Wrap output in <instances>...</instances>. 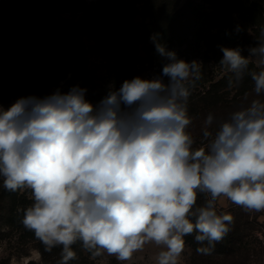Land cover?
<instances>
[{
	"label": "clouds",
	"instance_id": "clouds-1",
	"mask_svg": "<svg viewBox=\"0 0 264 264\" xmlns=\"http://www.w3.org/2000/svg\"><path fill=\"white\" fill-rule=\"evenodd\" d=\"M167 63L162 76L135 77L109 88L96 105L73 86L0 107V178L4 189L27 190L32 203L22 224L47 251L62 247L59 264L75 259L82 242L92 257L124 262L148 243L162 246L157 264H178L184 237L210 252L231 230V214H217L227 198L248 212L264 211V102L254 99L218 123L204 121V147L188 128L190 89L201 63L179 59L152 37ZM249 56L222 47L220 64L239 82L249 74L264 94V27ZM163 77H168L165 83ZM230 86L232 81L229 82ZM205 204L196 206L198 195Z\"/></svg>",
	"mask_w": 264,
	"mask_h": 264
},
{
	"label": "trees",
	"instance_id": "trees-1",
	"mask_svg": "<svg viewBox=\"0 0 264 264\" xmlns=\"http://www.w3.org/2000/svg\"><path fill=\"white\" fill-rule=\"evenodd\" d=\"M110 1L118 2V0ZM201 1L220 11L236 0ZM120 4L125 13L122 20V30L125 35L116 43L117 47L111 53L113 61L101 75L78 73L71 66L69 67L70 63L60 62L59 60L63 58V55H58L61 52L60 35H2L0 33V104L7 103L12 98H18V94L27 83L35 82L36 95L45 94L46 90L53 86V93L57 90L67 93L71 87L78 85L87 89L86 100L96 105L107 95L110 86L119 89L125 80L141 77L142 72L139 66L144 61L152 63L154 58H160L155 44L148 43L153 36L172 51L175 42L184 43V38L180 35L184 21L198 26L208 16L197 4L184 5L174 13L169 11L164 0H130L122 1ZM137 4H141V7ZM138 14L142 18L141 23L135 20ZM236 39L237 35L232 29L224 27L210 37L205 46L208 49H221L229 43V48L235 49L243 43ZM196 41L199 40L196 38ZM141 43L147 44L149 58L139 55ZM41 44L46 45L49 49L48 53L39 52L37 46ZM253 70L259 69L254 64H250L239 82H236L234 74L230 72L216 81L212 79L204 81L201 77L195 82L190 89L191 95L188 100V113L191 118L188 131L194 139V149L204 147L207 143L203 139L204 126L200 127L203 119L209 113L213 114L219 110L222 112L220 121L226 120L231 108L241 102L242 99L238 96L246 95L253 89V81L249 74ZM68 72L71 73V77L61 85L60 82L66 78ZM230 81L233 82L232 85L236 84L239 90L238 96L232 98L231 102L226 101V96L222 93L230 86ZM164 82L167 83L168 80ZM206 82L209 84L199 91L198 87L206 85ZM217 127L216 122L208 130L214 133ZM31 203L27 190L8 191L4 189L3 179L0 178V221L36 240V246L44 264H59L62 259V247H54L51 251H47L45 245L35 237L34 232L29 231L22 224L23 209ZM204 204L205 196L199 194L196 206ZM216 211L217 214L226 213L233 216L231 230L207 253L197 251L198 248L206 245L196 243L194 234L185 236V244L192 250L190 264H252L251 256L253 255L264 262V233L261 234L260 229L252 225L251 212L245 211L240 206L224 210L218 207L217 203ZM72 250L76 256L68 264H100L99 261L103 255L102 253L93 258L90 252L83 249L82 242L79 241L72 245ZM27 264H34V262L29 261ZM107 264L124 263L118 261L115 256H111Z\"/></svg>",
	"mask_w": 264,
	"mask_h": 264
},
{
	"label": "rangeland",
	"instance_id": "rangeland-1",
	"mask_svg": "<svg viewBox=\"0 0 264 264\" xmlns=\"http://www.w3.org/2000/svg\"><path fill=\"white\" fill-rule=\"evenodd\" d=\"M122 1L110 0H0V33L2 35H60L61 52L63 55L60 62L70 63L78 73H93L101 75L106 68L111 65L113 57L111 53L115 51L116 43L124 34L122 30V20L125 13L121 9ZM170 12H176L184 5L197 4L198 7L207 13L206 20L194 25L184 21L180 30V35L184 38V43L175 42L172 47L179 59L187 62L193 60L201 63V77L204 81L218 80L229 72L219 63L223 58L221 49H208L205 46L207 40L216 35L222 28L228 27L237 35V41L243 43L239 46L241 55L249 56V49L259 44L260 29L264 27V0H236L227 5L223 10L213 9L210 4L201 0H164ZM141 7V4H137ZM138 23L142 22L141 16L135 17ZM196 35V36H195ZM199 40L198 42L196 41ZM148 43L152 44L150 39ZM147 44L141 43L139 55L149 58L147 55ZM224 47H230L226 43ZM37 49L41 53H48L46 45H38ZM63 49V50H62ZM160 57V56H159ZM143 63V61H141ZM167 61L160 57L154 58L153 62L144 61L139 68L141 77L151 80L162 76V69ZM71 77L68 72L61 85ZM164 81L168 77H163ZM198 87L203 90L204 86ZM254 88V82H253ZM54 86L48 88L45 94L36 95V83H27L18 98H12L9 102L0 104L3 109H8L18 99L35 96L44 98L52 95ZM226 96V101H232L239 90L234 84L222 91ZM241 102L234 105L229 113L248 107L254 99L264 102V94L257 97L253 89L246 95H239ZM230 114H228L230 116ZM217 123L220 122L222 112L217 110L213 113ZM204 118V117H203ZM200 127L204 126V121ZM195 129V128H193ZM29 194V192H28ZM30 197V194H29ZM218 207L227 210L237 206L221 197L217 200ZM252 225L264 233V211L251 212ZM36 240L29 238L27 234L3 224L0 221V264H27L33 261L34 264H44L41 254L37 248ZM162 250V246L148 243L140 251L133 254L132 258L124 261V264H157V257ZM192 250L185 244L184 250L178 258V264H190ZM111 257L106 252L100 259V264H107ZM252 264H264L258 256H251Z\"/></svg>",
	"mask_w": 264,
	"mask_h": 264
}]
</instances>
